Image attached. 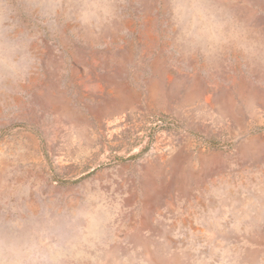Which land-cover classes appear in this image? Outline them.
Returning <instances> with one entry per match:
<instances>
[{
	"label": "rangeland",
	"instance_id": "374dc122",
	"mask_svg": "<svg viewBox=\"0 0 264 264\" xmlns=\"http://www.w3.org/2000/svg\"><path fill=\"white\" fill-rule=\"evenodd\" d=\"M0 264H264V0H0Z\"/></svg>",
	"mask_w": 264,
	"mask_h": 264
}]
</instances>
